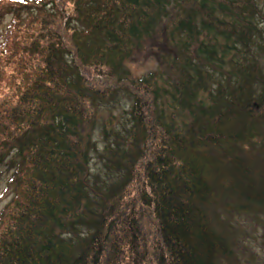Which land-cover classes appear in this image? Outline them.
I'll return each instance as SVG.
<instances>
[{"label":"trees","instance_id":"obj_1","mask_svg":"<svg viewBox=\"0 0 264 264\" xmlns=\"http://www.w3.org/2000/svg\"><path fill=\"white\" fill-rule=\"evenodd\" d=\"M8 15L0 264L230 260L211 214L264 212V0H0ZM160 38L158 71L132 78ZM120 94L115 127L100 112Z\"/></svg>","mask_w":264,"mask_h":264},{"label":"rangeland","instance_id":"obj_2","mask_svg":"<svg viewBox=\"0 0 264 264\" xmlns=\"http://www.w3.org/2000/svg\"><path fill=\"white\" fill-rule=\"evenodd\" d=\"M12 18L11 15H8L3 21H0V43L2 35ZM163 48L164 41L160 38L147 43L143 51L136 53L127 64L132 78L140 79L150 73H156L159 69V54ZM130 105L131 101L126 94L118 95L110 105L101 110V121L108 123L112 116H115L116 121L113 123L117 127L124 110H128ZM101 127H99L96 135L99 141H101ZM93 166L95 170H98L101 163L95 160ZM0 172L4 175L0 183L1 213L10 201L11 194L7 190V167L0 166ZM230 204H234L233 200ZM241 204L239 203V207H241ZM211 215L215 227L222 233L233 253L230 260L224 259L222 264H264V212L249 213L241 209L228 212L216 208Z\"/></svg>","mask_w":264,"mask_h":264}]
</instances>
